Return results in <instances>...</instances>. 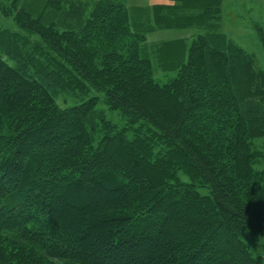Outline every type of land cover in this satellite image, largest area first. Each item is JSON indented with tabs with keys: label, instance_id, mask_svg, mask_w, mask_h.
Wrapping results in <instances>:
<instances>
[{
	"label": "trees",
	"instance_id": "trees-1",
	"mask_svg": "<svg viewBox=\"0 0 264 264\" xmlns=\"http://www.w3.org/2000/svg\"><path fill=\"white\" fill-rule=\"evenodd\" d=\"M223 1L0 0V264H264V70Z\"/></svg>",
	"mask_w": 264,
	"mask_h": 264
},
{
	"label": "rangeland",
	"instance_id": "rangeland-1",
	"mask_svg": "<svg viewBox=\"0 0 264 264\" xmlns=\"http://www.w3.org/2000/svg\"><path fill=\"white\" fill-rule=\"evenodd\" d=\"M127 7L131 9V19L134 17V8H151L157 4L169 3V0H125ZM13 18H5L0 13V27L18 29ZM259 29L264 33V0H224L220 30L228 34L239 46L254 55L257 66L264 70V47L259 36ZM199 32L198 29L187 30H161L151 35V42L190 37ZM161 69L155 67V79L159 83H165L176 76L175 71L161 73ZM202 192H205L202 190ZM242 240L249 246L254 257H262L264 263V235L251 230L247 231Z\"/></svg>",
	"mask_w": 264,
	"mask_h": 264
}]
</instances>
